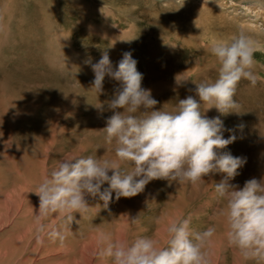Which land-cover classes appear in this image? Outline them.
Here are the masks:
<instances>
[{
    "label": "rangeland",
    "instance_id": "1",
    "mask_svg": "<svg viewBox=\"0 0 264 264\" xmlns=\"http://www.w3.org/2000/svg\"><path fill=\"white\" fill-rule=\"evenodd\" d=\"M241 30L264 48V0H0V248L10 247L0 264H22L15 257L19 246L5 241L34 224L39 197L33 191L57 161L69 153L115 158L114 144H105L102 129L114 114L108 102L120 82L106 75L103 92L92 89L91 64L104 51L114 70L130 52L143 74L142 87L158 101L154 110H172L190 95L201 102L194 80L214 81L218 76L219 62L208 50L210 40ZM43 38L47 48L41 46ZM255 60V71L264 78V51H257ZM178 75L188 79L177 84ZM235 99L240 112L222 115L212 107L205 115L220 117L224 138L236 136L218 151L246 160L229 181L242 188L249 179L264 180V83L253 87L242 79ZM201 108L206 110L207 105ZM225 175L210 174L199 187L155 179L131 198L116 200L113 192L107 208L99 196H86L91 208L84 218L75 214L64 242L80 255L81 247L97 240L96 230L101 229L116 237L123 233L129 240L161 231L163 244L167 237L164 224L155 223L157 217L167 222L190 215L194 230L206 229L217 223L216 213L224 204L216 198L214 185ZM108 187L106 182L101 191ZM16 203L24 205L22 211ZM26 208L29 214L23 218ZM51 217L45 222L61 223L59 217L52 223ZM136 217L138 223H132ZM213 240L216 245L220 242L219 264H256L227 244L222 223H217ZM78 254L77 264H87L91 258V250L83 258ZM34 255L31 250L23 264H55L49 260L52 255ZM95 255L93 263L112 264L100 250Z\"/></svg>",
    "mask_w": 264,
    "mask_h": 264
},
{
    "label": "clouds",
    "instance_id": "2",
    "mask_svg": "<svg viewBox=\"0 0 264 264\" xmlns=\"http://www.w3.org/2000/svg\"><path fill=\"white\" fill-rule=\"evenodd\" d=\"M208 50L219 62L218 76L214 81L194 80L202 103L190 95L179 100L172 110L165 107L154 110L158 101L150 89L142 87L143 74L130 52L123 54L116 70L107 51L97 63L91 64L95 73L92 89L98 94L103 92L106 75L120 82L108 102L114 114L107 118L102 129L105 144H114L115 158L69 153L42 176L33 191L39 197L34 216L38 243H43L46 237L53 242L59 240L63 246L75 214L84 218L91 208L86 196H99L107 208L113 192L116 200L131 198L155 179L199 187L206 176L224 173V178L214 185L216 198L224 201L216 213L217 223L223 224L227 244L237 249L244 260L264 264V180L249 179L242 188L229 182L239 174L238 169L246 160L218 151L233 143L236 136L224 138L220 117L205 115L212 107L222 115L240 112L235 99L239 82L246 79L253 87L258 82L264 83V78L255 71V53L264 48L241 30L228 38L210 40ZM187 79L178 75L176 82L180 84ZM202 104L207 105L206 110H202ZM142 108L145 110L141 111ZM125 164L132 167L126 168ZM106 182L109 187L101 191ZM51 215L59 217L61 223H45ZM138 217L131 222L138 223ZM155 223L164 224L167 239L163 244L159 233L129 240L97 229L101 257L109 258L112 264H212L207 249L217 234V223L199 231L192 228L190 215H179L167 222L157 217Z\"/></svg>",
    "mask_w": 264,
    "mask_h": 264
},
{
    "label": "bare ground",
    "instance_id": "3",
    "mask_svg": "<svg viewBox=\"0 0 264 264\" xmlns=\"http://www.w3.org/2000/svg\"><path fill=\"white\" fill-rule=\"evenodd\" d=\"M46 35V34H45ZM46 39V38H45ZM43 38V41L41 42L44 47L45 46H48V44L46 45V40ZM47 48V47H45ZM18 188V187H17ZM16 188V189H17ZM26 188V187H25ZM15 189V188H14ZM21 189V188H20ZM24 191V190H23ZM8 192V191H7ZM15 192V191H14ZM22 191H20V193L18 194H21ZM25 193V192H24ZM23 193V194H24ZM29 193V192H28ZM10 194V193H9ZM16 194V193H15ZM28 195V194H27ZM30 195V194H29ZM6 196V194H5ZM16 196V195H15ZM25 196V195H24ZM3 197V196H2ZM20 197V196H19ZM15 198V197H14ZM23 197H21L20 199H22ZM14 199H12L13 201ZM17 201V200H16ZM24 201V200H23ZM39 201V200H38ZM18 202V201H17ZM10 203V202H9ZM2 204V203H1ZM8 204V202H7ZM13 204V203H11ZM20 204V205H19ZM16 205L20 206V209L19 210H23V207L24 205L21 204V203H16ZM36 205V204H34ZM38 205V204H37ZM29 206V204H28ZM31 209L32 206H30ZM27 209V208H26ZM30 209V210H31ZM9 210V208H8ZM12 210V209H11ZM17 211V210H16ZM35 212V210H33ZM9 212V211H6V213ZM15 212V211H13ZM36 212H38V209L36 210ZM5 213V214H6ZM29 214V209H27V211H25L24 215H23V218L25 216H27L26 214ZM13 214V213H11ZM7 216V215H6ZM8 216H10L8 214ZM13 216V215H12ZM33 216L29 217L30 219L32 218ZM11 218V217H10ZM27 218V217H26ZM8 219V218H7ZM22 219V218H21ZM33 219V218H32ZM50 219V218H48ZM53 219V222L52 223H55L56 220H57V216L56 215H52L51 217V220ZM6 220V219H5ZM28 220V219H27ZM17 222V221H16ZM29 222V221H28ZM33 222H34V219H33ZM50 222V221H49ZM46 223V222H45ZM2 224V223H0ZM0 227H2V225H0ZM35 228V225L32 224L30 226H28V228H21L20 231H18V233L15 235V236H12L10 237L9 239H7L5 241V243H13L14 246H19V250L17 252V255L15 256L16 258H21V263H25L29 260V253L31 252V250H33V253L35 252V255H38V254H41V253H46L48 256H54L52 257L51 259L49 260H52L53 263L55 264H77L79 262L78 258H77V254L79 253L77 250H74L73 248V252H72V248L70 247V245L68 246L66 243L67 242H64L63 246L60 244L59 240L53 242L49 239H47L46 237L44 238L43 240V243H38L37 242V239H36V232L35 230H33ZM17 230V228H16ZM32 230V231H31ZM127 233V232H126ZM159 234L161 233V231L158 232ZM82 234V233H81ZM72 236V235H71ZM70 236V237H71ZM90 236V235H89ZM92 237V236H91ZM94 237H96L94 235ZM120 238H123V233H121V236H118ZM94 242V243H93ZM215 241L212 239L211 243L208 245V253L210 255V258H211V261H212V264H219V255L217 254V247L219 246V243L216 245ZM70 244V243H69ZM74 244V243H73ZM83 244V243H82ZM91 244V245H90ZM90 244H87V246H82L81 248V252H80V255L79 256H82L85 257V255L88 253V250H91V258L90 260L87 262V264H95L93 263V257H95L97 251L100 250V246L98 245L97 243V240H92L90 242ZM76 247V246H75ZM4 248V247H3ZM2 247L0 248V260H2L1 258L5 257V256H9V245L6 247V249H3ZM80 248V247H79ZM93 249H95L94 253H93ZM45 251V252H44ZM237 251V250H236ZM14 257V258H15ZM15 258V259H16ZM88 259V258H87ZM47 260V261H49ZM81 260V259H80ZM103 260V259H102ZM15 263V262H13ZM18 263V262H17ZM16 263V264H17ZM226 264V263H225Z\"/></svg>",
    "mask_w": 264,
    "mask_h": 264
}]
</instances>
